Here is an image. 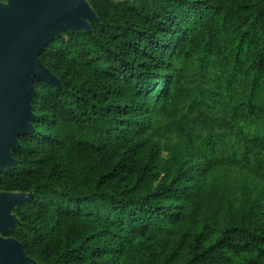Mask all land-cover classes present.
<instances>
[{
  "label": "trees",
  "instance_id": "trees-1",
  "mask_svg": "<svg viewBox=\"0 0 264 264\" xmlns=\"http://www.w3.org/2000/svg\"><path fill=\"white\" fill-rule=\"evenodd\" d=\"M42 50L0 192L35 264H264V0H87Z\"/></svg>",
  "mask_w": 264,
  "mask_h": 264
},
{
  "label": "water",
  "instance_id": "water-1",
  "mask_svg": "<svg viewBox=\"0 0 264 264\" xmlns=\"http://www.w3.org/2000/svg\"><path fill=\"white\" fill-rule=\"evenodd\" d=\"M99 18L87 0H0V173L17 165L12 150L34 130L35 80L61 86L40 54L63 31H92ZM31 193L0 192V264H35L22 242L4 233L20 220L13 210Z\"/></svg>",
  "mask_w": 264,
  "mask_h": 264
}]
</instances>
